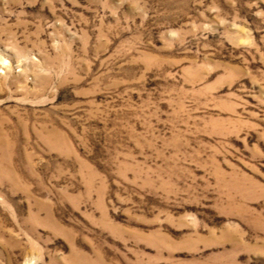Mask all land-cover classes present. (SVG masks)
<instances>
[{
  "label": "rangeland",
  "instance_id": "rangeland-1",
  "mask_svg": "<svg viewBox=\"0 0 264 264\" xmlns=\"http://www.w3.org/2000/svg\"><path fill=\"white\" fill-rule=\"evenodd\" d=\"M0 264H264V0H0Z\"/></svg>",
  "mask_w": 264,
  "mask_h": 264
}]
</instances>
